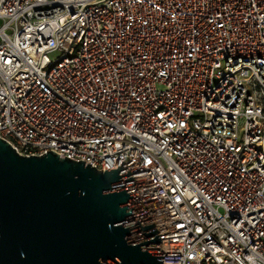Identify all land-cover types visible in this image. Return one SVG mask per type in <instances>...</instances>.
Returning <instances> with one entry per match:
<instances>
[{"label": "built area", "instance_id": "1", "mask_svg": "<svg viewBox=\"0 0 264 264\" xmlns=\"http://www.w3.org/2000/svg\"><path fill=\"white\" fill-rule=\"evenodd\" d=\"M0 137L126 161L165 264H264V0H0Z\"/></svg>", "mask_w": 264, "mask_h": 264}, {"label": "water", "instance_id": "2", "mask_svg": "<svg viewBox=\"0 0 264 264\" xmlns=\"http://www.w3.org/2000/svg\"><path fill=\"white\" fill-rule=\"evenodd\" d=\"M126 161L96 168L0 137V264H165Z\"/></svg>", "mask_w": 264, "mask_h": 264}]
</instances>
